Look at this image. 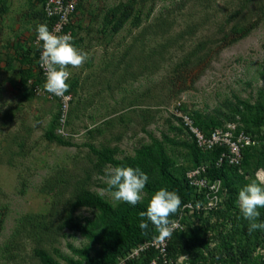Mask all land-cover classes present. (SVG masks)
Segmentation results:
<instances>
[{
    "label": "rangeland",
    "instance_id": "374dc122",
    "mask_svg": "<svg viewBox=\"0 0 264 264\" xmlns=\"http://www.w3.org/2000/svg\"><path fill=\"white\" fill-rule=\"evenodd\" d=\"M125 1L83 0L76 16L77 40L83 39L76 47L88 59L71 68L76 90L67 135L61 137L72 146H63L46 138L59 106L28 95L30 87L22 84L27 68L22 54L33 49L38 23L33 14L41 6L0 0V8L6 6L0 12V264H41L40 249L73 257L70 246L88 243L58 226L82 188L117 203L101 187L111 167L98 169L90 146L116 148V157L124 158L151 136L175 137L169 128L179 125L177 114L212 112L235 96L256 102L264 91V0H148L137 5L139 27L132 19L112 34L111 25H104L106 14ZM236 28L250 31L224 48L223 31ZM199 44L212 60L197 66L203 56L199 51L193 56ZM184 152L176 148L180 164L186 162ZM256 176L264 181L263 171ZM92 215L88 208L75 213ZM215 247L212 241L210 249ZM258 253L264 256V248Z\"/></svg>",
    "mask_w": 264,
    "mask_h": 264
},
{
    "label": "trees",
    "instance_id": "16d2710c",
    "mask_svg": "<svg viewBox=\"0 0 264 264\" xmlns=\"http://www.w3.org/2000/svg\"><path fill=\"white\" fill-rule=\"evenodd\" d=\"M44 2L45 0H35L37 5H41V9L33 14L38 20L37 25L46 24ZM147 2L148 0L120 2L106 14L105 27L111 25L109 31L112 34H118L132 19L139 27L140 15H137V5L138 3L146 5ZM185 3L179 9L185 7ZM82 6L83 0H80L70 28L75 47L83 41L80 39L79 43L77 40L79 27H76V16ZM154 9L155 6H152L150 13ZM3 10H6L4 2L0 12ZM249 31V28H246L245 32L237 28L233 29L230 34H239L235 38H231L230 34L223 31L224 48L244 37ZM201 45L195 48L196 54L193 55L197 57L198 51L203 55L197 62V66L205 62L210 63L212 60L209 51L208 53L201 51L204 47ZM37 60L38 55L35 49L22 54V63L27 65V68L23 70L22 84L25 87L29 86L30 79L34 80L35 85L44 84L37 70ZM13 62L14 60L11 59L10 64ZM192 67L194 66H190V69ZM69 86L67 93L73 94L76 90L74 80H70ZM28 95L34 96L33 90L30 89ZM234 99V101L226 100L223 105L216 107L212 112L186 110V113L206 137H210L214 130L225 129L231 124L235 127L233 130L235 139L240 135L252 138L253 143L242 149L243 160L240 165H231L228 157L223 158L224 154H229L226 145L215 146L212 149L201 148L195 136L177 117L179 125H171L169 128L175 137L171 138L163 134L162 139H157L151 136L150 142L142 144L133 155L117 158L116 148L90 146L91 151L97 157L98 169L101 170L108 166H125L138 168L148 175L149 180L142 193V200L135 206L123 202L113 204L87 189L78 190L74 199L69 202L58 228L60 231L68 229L79 233L88 243L82 248L70 246L73 257L63 255L56 257L46 250H36L41 264H62L61 258L67 264H118L119 259L129 254L133 248L160 236L156 227L147 221L146 217L140 216L141 212L146 211L156 191L167 188L181 197L180 209L169 217L170 221H174L188 203L198 205L207 200L206 193H198L190 186L187 178L188 171L201 166H207L205 177L210 183L216 181L222 183L223 190L219 194L222 198L221 207L213 212L202 210L188 214L184 219L186 228L171 236L168 257L177 264H179L177 259L180 256H189L188 264H264V256L258 253L264 248V230L249 233V222L243 218L238 206L239 191L246 184L258 180L256 175L259 171L264 172V91L260 92L256 102L244 100L238 96ZM180 109L182 110L181 106ZM58 118L59 112L55 118L56 121L46 133V138L49 142L72 146L70 142L56 133ZM185 136L188 137L187 140ZM179 147L185 151L184 154L181 153L186 161L185 164L178 163L174 156L176 148ZM221 159L223 161L220 163ZM101 187L108 191L107 183L102 184ZM81 208L90 209L93 215L83 218L75 216ZM258 211L260 212L259 220L264 221V208H259ZM142 219L147 221V229L140 228ZM212 241H215L216 247L210 249ZM157 257L158 252L151 250L129 264H151ZM158 264H164V262L158 261Z\"/></svg>",
    "mask_w": 264,
    "mask_h": 264
},
{
    "label": "clouds",
    "instance_id": "9594fccd",
    "mask_svg": "<svg viewBox=\"0 0 264 264\" xmlns=\"http://www.w3.org/2000/svg\"><path fill=\"white\" fill-rule=\"evenodd\" d=\"M36 33V43L42 45L39 64L46 77L43 88L50 94L63 96L70 87L69 67H82L88 54L75 47L69 35H57L46 24L37 25ZM105 174L107 190L112 193L115 201L135 206L142 200V193L149 180L146 173L138 168L115 166L107 168ZM212 187L216 189V185ZM181 203V197L175 191L161 188L152 195L146 211L141 212L140 216L146 217L160 236L166 238L175 227L169 217L178 212ZM238 206L243 218L249 222V233L264 230V221L259 220L258 211L264 208V181L254 180L246 184L238 193ZM147 221L141 220V229H147Z\"/></svg>",
    "mask_w": 264,
    "mask_h": 264
},
{
    "label": "built area",
    "instance_id": "2783aa9c",
    "mask_svg": "<svg viewBox=\"0 0 264 264\" xmlns=\"http://www.w3.org/2000/svg\"><path fill=\"white\" fill-rule=\"evenodd\" d=\"M80 0H45L43 4V10L46 17V25L48 29L57 35H69L74 40L72 30L70 29L73 21L75 19V14L77 12ZM37 33L35 32L32 40V47L36 50L38 55L37 60V70L40 72L43 81L45 83V74L43 69L40 67L39 59L42 52V45L36 43ZM71 80L68 81V83ZM31 90L37 97H44L50 102H55L59 106V118L58 127L56 133L60 136L67 135V125L69 122V115L71 110V105L73 102V95L71 93H65L63 96H55L46 92L43 85H35L33 79L29 80L28 83ZM176 116L181 120L184 126L195 136L199 146L203 149H212L215 146L226 145L229 149V154H224L223 158H227L231 165H240L243 160L242 149L253 143L252 138L240 135L237 139L234 138L233 130L235 127L233 125H228L225 129H216L213 131L210 137H206L198 127L194 125L193 119L187 114H177ZM223 159L220 160V163ZM207 171V166H201L194 168L187 172V178L189 184L198 193H206V201L199 204L197 207L194 203H188L182 209V212L173 221L175 227L169 237L162 238L159 236L150 241L139 244L131 250L129 254L119 259L118 264H129L133 260L139 259L143 254L148 251L154 250L158 252V257L151 264H158V261H163L164 264H177L173 259L168 257L169 243L171 241L172 234L184 230L186 228L184 224V219L188 214H193L194 212H201L205 210L206 212H213L220 209L222 198L219 196L220 192L223 190L222 183L216 181L210 183L205 177ZM217 182H219L217 184ZM213 185H216V189H213Z\"/></svg>",
    "mask_w": 264,
    "mask_h": 264
},
{
    "label": "crops",
    "instance_id": "0c3cea01",
    "mask_svg": "<svg viewBox=\"0 0 264 264\" xmlns=\"http://www.w3.org/2000/svg\"><path fill=\"white\" fill-rule=\"evenodd\" d=\"M34 3H35V0H34ZM37 5V4H36ZM39 6H41V5H39ZM36 71V70H35ZM68 71L71 73V67H69V69H68ZM72 74V73H71ZM71 76V80H73L74 79V76L73 75H70ZM52 103H54V102H52ZM58 105V104H57Z\"/></svg>",
    "mask_w": 264,
    "mask_h": 264
}]
</instances>
